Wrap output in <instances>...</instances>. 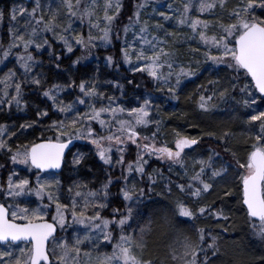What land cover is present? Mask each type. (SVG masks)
I'll use <instances>...</instances> for the list:
<instances>
[{
	"label": "snow or ice",
	"instance_id": "1",
	"mask_svg": "<svg viewBox=\"0 0 264 264\" xmlns=\"http://www.w3.org/2000/svg\"><path fill=\"white\" fill-rule=\"evenodd\" d=\"M154 2L155 0H139V3H134L135 10L128 17V23L122 29L124 33V47L120 49L122 59L133 72L147 73L153 82H160L162 85L168 86L167 91L172 98H176V89L180 87L183 78L197 75L198 68L177 65L176 52L169 45L168 38L178 37L179 34L166 31L165 24L160 21L169 24L174 22L177 28L187 27L190 29L192 34L185 39L197 41L209 49L204 53L207 61H211L213 65H223L226 69L237 73L234 78L235 82L231 84L233 91L239 89L242 95L248 97L253 94L249 92L250 85L241 86L239 83V73L243 70L244 78L251 77L252 85L264 100V18L255 14L257 9L264 11V0H238L232 9L227 8V0H184L182 6L175 9L176 15L165 11L157 12L154 7L153 13L159 17V20L151 25L147 20L141 22L142 10ZM82 4L84 5L83 9H81ZM163 6L160 5V7ZM98 7L100 5L97 0H91V4L88 3V0H59L58 8L52 9L50 5L48 6L47 11L50 12V15L45 19V15L42 13L46 9L42 0H34V7L30 11L23 6L14 5L10 11L9 43L0 55V63L13 54V49L22 47L25 54L16 55L15 58L24 70L25 78L17 79L13 84L16 72L12 69L0 77V84L4 85L0 103L4 102V98H8L6 102L9 106L15 104L20 109L23 104V86H42V80L39 77L28 79V75L33 71V65L37 63L29 48L34 45L35 49L39 51L47 46L50 56L54 55L52 45L45 34L51 33L52 38L62 42L69 53L73 51V41L85 50L97 47L96 41H100L104 45L111 44L113 27L123 7L122 0H104L102 17L95 12ZM167 7L172 9L173 5L168 4ZM218 8L221 13H226L228 20L234 22L223 23L222 19L210 21L200 19L199 16L193 18L191 15V10L195 9L197 13L216 16ZM61 9L65 10L63 15L66 22L60 21ZM93 17L95 18L93 19ZM2 18L3 14L0 13V19ZM21 18L24 19L23 25L19 24ZM77 20L81 27L87 23L89 33L86 38L79 32H76L75 35L72 34L75 31L74 22ZM101 21L104 24L102 28L100 27ZM11 22H15V26ZM93 29L98 30L102 35H93ZM212 29L215 31L209 35V31ZM158 32H164V36H158ZM129 33L132 34V41L127 40ZM116 38L120 39L119 34ZM137 43L139 47L136 46ZM0 48H3L2 44H0ZM212 49H215L219 55H212ZM192 51H198V49ZM133 56L135 61L132 59ZM82 58L73 61V64L78 63ZM55 59L59 61L60 57L56 56ZM106 59L109 64L114 63L113 57L108 56ZM136 63L141 66L135 67ZM56 67L59 68V63L56 64ZM207 70L219 71V68ZM173 77L175 78L174 84L171 83ZM219 84V80L209 81V85L213 86L214 90L212 95H201L198 105L201 110L210 111L214 107L212 101L217 95L215 86ZM74 86V82L68 85V87ZM9 87H14V94L9 93ZM79 89L84 97L104 98V94L97 92L94 85L90 87L88 82L81 81ZM62 90L60 85L54 84L42 93L52 101L53 108L58 112L65 114L76 112L70 124H66L64 121H53L48 126L49 130L56 131L54 139L49 138L45 142H33L30 145H18L13 152L12 147L2 137L5 135L14 137L16 133L9 131L6 125L0 124V150H6L11 154L10 160L13 165L21 164L28 166L29 169L35 168L39 171L58 169L65 156V149L71 150L70 145L73 140L95 137L90 142L96 146L97 155L105 165L112 164L110 153L114 142L116 150L120 154V159L116 163L122 166L124 164V145L131 142L137 146L138 153L136 161L128 164V173L135 172L143 176L145 165L148 163L145 159V154H147L148 156L155 155L158 160L168 164L169 173L173 171L174 166L179 165L181 169H184V175H188V166L184 159L185 150L191 151L194 146H198L200 143L198 138H188L176 133L175 149L167 144L156 147L154 143L150 145L138 142L137 126L155 123L159 128L161 123L151 120L149 109L152 107V103L150 99H144L139 107L125 109L120 106L112 107L114 97H107L109 106L97 108L94 104H89V111L80 113L76 110V103L84 105L86 104L85 99L78 97L76 102L65 104L58 99V94ZM158 91H163V87ZM218 94L221 100L229 95L227 89L219 91ZM255 104V100L245 99L243 101L245 108H252ZM125 111L128 112L129 117L134 119V123L133 120L118 118V114ZM104 113L109 114L110 121L119 125L115 132L110 127V121L101 118ZM47 115V111H37V116L46 117ZM91 121H97L102 129L108 130L109 134L97 136L90 126ZM253 122L259 123V131L255 136L256 144L248 153L247 162L240 164L237 161V164L240 169H244L240 181L242 203L247 209L249 227L257 238L264 240V111L250 115L248 123ZM35 123L36 121L22 124L20 130L32 128ZM78 123L80 128H77ZM85 127L87 128L86 132L82 130ZM155 135L154 133L153 140ZM209 135L212 134L209 133ZM227 136L228 133H225L220 139H226ZM143 139L144 141L149 140L148 137ZM105 141L108 142V147L103 146ZM208 152L209 155L206 158L201 157L193 160L194 174L188 177V183L176 185L181 193H187L190 197L199 199L212 189L215 180L227 175V170L231 165L223 161V158L215 150L208 149ZM83 159V153L74 154L73 164L79 165ZM217 161H221L219 166H217ZM197 166L198 171L195 170ZM39 171L35 188L30 185L28 179L14 182L16 173L8 176L6 187L0 185V195H3L5 199L18 201L21 198L34 195L37 200L41 201L36 207H31V201L27 199L24 200L25 206L23 207L18 202L7 205L0 203V248L4 249L0 250V264H154L153 260L145 259L143 255L146 249L145 236L148 228L141 227L138 234L134 231H125L132 227L129 221L136 215L132 207H127L126 214L114 210L111 220L102 217L101 210L108 206L102 201L108 199L111 178L102 185L99 191L84 192L82 189L87 185L74 182L67 190V199L71 201L69 205L60 202L62 198V193L58 195L60 182L58 180L54 183L40 182ZM158 174L162 179L164 178L163 173ZM124 179L127 181L128 177L125 176ZM148 179L153 184L155 183L152 175H149ZM171 183L173 182L169 178V184ZM149 191H151V186ZM120 193L125 201H135L145 196L144 189L137 190L135 185L129 187L127 183L120 189ZM45 196L50 203L56 206V214L52 216V223L45 219V215L50 211V205L42 203ZM90 209L94 214H88ZM177 209L182 217L195 218L197 215H210L217 222L229 219L224 215L223 209L213 210V205L201 206L193 211L181 200L177 202ZM69 212L71 220L67 219ZM117 215L119 219L116 218ZM57 225L60 232L76 228L71 242L66 237L57 234ZM110 226L112 229L119 228L121 233L118 241L112 244L110 254L98 253L93 257L91 251L83 250L87 245L98 250L105 242H111L114 236ZM196 231L198 235L195 240L185 236L182 240L176 241L175 246H170L169 255L173 264H212V260L219 255L218 237L212 234L213 229L199 228ZM81 232L84 234L80 235ZM21 244L24 246L21 247ZM16 249L19 254L16 253Z\"/></svg>",
	"mask_w": 264,
	"mask_h": 264
},
{
	"label": "trees",
	"instance_id": "2",
	"mask_svg": "<svg viewBox=\"0 0 264 264\" xmlns=\"http://www.w3.org/2000/svg\"><path fill=\"white\" fill-rule=\"evenodd\" d=\"M13 1L0 0L1 13L3 14V23L0 29V44L2 45L9 41V35L6 31L10 21ZM137 2L139 0H123L126 15H131L133 4ZM257 12L259 16H264V11L259 9ZM49 42L52 45V51H54L52 56H50L47 46L39 51L29 48L39 65L36 77L42 80V86H23V104L20 109L15 104L9 106L7 102L0 103V124L7 125L12 122L20 125L36 121L34 127L26 128L19 137L14 136L15 139L26 145L40 140H48L49 138L54 139L56 135L54 131L47 128L53 121L58 120L60 114L52 108L50 100L42 95L45 89L50 88L54 83L71 85L74 82V87H68L69 94H71L69 96L72 97V95L78 94L77 86L79 87L85 75L97 74V76L102 77L103 74H100L102 72L101 67L99 65L95 67L93 62L73 64V61H76L82 55L79 49L74 48L69 53L65 51L60 43ZM116 45L118 44L116 43ZM109 51L110 49H99L96 53L99 56L100 54H107ZM16 52H21V50ZM110 55L114 58L117 56L115 53ZM56 56L60 57L59 61L55 59ZM57 63H59V68L56 67ZM218 68L219 71H201L191 80L186 81L176 91V98H173L174 102H172L170 94H160L165 91V88H163V91H158L163 87L162 85L154 83L142 72L128 73L122 66L119 67V73L106 72L110 80L119 84L117 87L111 85L109 87L112 91V97H115L123 108H130L137 95L152 93L155 96L163 95L158 103L157 110L161 122L155 136L157 141L158 135H160L167 146L175 149L176 133L188 138H198L199 145L194 146L191 151H186L185 157L187 160L189 156L196 154L206 157L204 146H207V148H220L218 150L227 159L229 158L232 164L227 171V175L215 180L212 189L199 199L190 197L187 193H181L177 189V184H187L188 182L177 172L175 166L173 171L169 173L167 169H161L159 165H145L144 175L137 174L140 182L147 178L149 183L148 189H144L145 196L139 199L140 202L136 211L144 217L143 220H140L139 225L148 228L145 236L144 258L153 260L154 264H173L169 255L170 246H175V242L182 240L185 236L195 240L198 235L196 230L199 228H211L213 229L212 234L218 237L219 255L212 260V264H264V240L257 238L249 227V218L242 204L241 176H238L239 168L237 166V161L239 163L245 161L252 147L251 143L254 141L253 134L247 131V126H249L247 116L250 114L245 111L246 108L242 103L244 95L239 92V89L233 91L231 88L237 73L226 69L224 66ZM20 69L22 70L21 67ZM41 73L44 76L41 75L42 77H40ZM239 77L241 86L250 85L251 90L255 92L249 77L244 78L243 70L240 71ZM216 80H219L220 84L215 86L217 95L212 101L214 107L210 111H203L198 106L200 97L201 95H212L214 89L213 86L209 85V81ZM1 87L2 84H0ZM225 89L228 90L229 95L221 100L218 93ZM253 95L257 99L259 107L264 109V100L261 99V96L256 92ZM38 110L41 112L47 111L48 115L46 117L37 116ZM23 114L26 115L22 116ZM254 125L257 124L252 123L251 125L252 130L255 132ZM136 130L140 138L148 137L151 140L155 131L153 126H137ZM209 133L212 135L210 136ZM225 133H228L227 138L220 139ZM12 139L10 138L8 142L11 143ZM77 145L76 143L74 147ZM225 149H228V151H225ZM127 150L125 161L134 163L137 159L135 147L129 145ZM72 152L73 149L67 154L62 170L58 174L62 190L65 189V185L67 186V181H71L73 177L78 178L80 183L86 184L91 191L97 190L99 186L101 188L111 178L112 183L109 185V196L106 200L108 206L103 210V213L111 219L114 210H119L122 213L124 200L119 195V187H121L124 178L120 180L117 174L108 173L103 163L95 155L89 154L90 152H87L88 157L77 165L76 172H71L67 158ZM10 155V153L0 150L1 183L4 182L5 173L10 167ZM2 170L5 172H2ZM30 170V176L33 173H38L33 169ZM158 173H163L164 178L162 179ZM149 175L153 176L154 184L151 181L149 182ZM169 178L173 183L169 184ZM150 186L151 191H149ZM181 200L193 211L201 206L213 205V210L223 209L224 215L228 216L229 219L217 222L210 215H197L195 218L182 217L177 209V202ZM116 218L119 219V216L117 215ZM110 230H113L114 236L112 243H116L121 234L120 230L119 228L112 229V226H110ZM57 234H60L59 229Z\"/></svg>",
	"mask_w": 264,
	"mask_h": 264
},
{
	"label": "rangeland",
	"instance_id": "3",
	"mask_svg": "<svg viewBox=\"0 0 264 264\" xmlns=\"http://www.w3.org/2000/svg\"><path fill=\"white\" fill-rule=\"evenodd\" d=\"M13 2H14L13 6L14 5L23 6V7L27 8L29 11L32 9V7H34V0H31L28 3H26V2H24L22 0H14ZM97 2L100 5V7L96 8L95 12H96L97 15L102 17L103 16V2H104V0H97ZM183 2H184V0H155L154 3H150L148 7H146L144 10H142L141 22H143L144 20H147L149 22V24L151 25L154 22L159 20V17L155 13H153V8L154 7L156 8L157 12L165 11V12H171L172 15H176L175 9L180 8L182 6ZM42 3L45 5V9H46V11L44 13H42V14L45 15V19H47L48 15H50V12L47 11V8H48L49 5L51 6L52 9H56V8L59 7V0H42ZM88 3L91 4V0H88ZM122 3H123V0H122ZM137 3H139V2H137ZM237 3H238V0H227V8L228 9H232L233 7L236 6ZM168 4H172L173 8L172 9H168V7H167ZM160 5H164V6L160 7ZM83 7H84V5L82 4L81 5V9H83ZM132 10L133 11H132L131 15L133 14V12L135 10L134 7H133ZM258 10L259 9H257V11ZM64 11H65L64 9H61V17H60V21L61 22H66L65 21V17L63 15ZM257 11H256L255 14L257 16H259ZM0 13H1V8H0ZM216 13H217L216 16H212V15H209L207 13H205V14L197 13L195 11V9L191 10V15L193 16V18L199 16L200 19H205V20H210V21H214L216 19H222L223 23L234 22V21L228 20L227 16H226V13H221L219 8L216 10ZM131 15H126L125 12H124V7H122L121 14H120L118 20L115 22V25L113 27L112 43L111 44L104 45L102 42L96 41L97 47L85 50V49H82L80 46L76 45L75 42L73 41V49L77 48V49H79L82 52V55L80 57H83V58L79 60V62L81 64L93 62L95 67L97 65H99L101 67L102 72L100 74L103 73L102 77L99 76V75L97 76V74H94V75L87 74V75L84 76V79H82V81L88 82L90 87L94 85L97 92L104 94V98L101 99L100 97H92V98L84 97L83 94L80 92V89H79L78 86H77L78 94L77 95H72V97H70L69 95H71V94H69L70 90H69L67 84L65 85L63 83H60V84L59 83L58 84L54 83V84L60 85L62 87V89H63L58 94V99L59 100H62L65 104H69V103L76 102L78 97L85 99L86 104H84V105H81L78 102L76 103V110L78 112H80V113L88 112L89 111V104H94L97 108H100L101 106H105V107L109 106V100L107 99V97H112V91L110 90L109 86L111 85V86H116L117 87V86H119V84L118 83H114L112 80H110L108 78V73H106V72L107 71H112L113 73L114 72L115 73H119L118 72L119 71V67L122 66L123 68H125L126 71H128V73H130V72L134 73L132 71V69L129 67V65H127V64H125L123 62L122 54H121V51H120V49L122 47H124V44H123L124 33H123L122 29H123V26L128 23V17L131 16ZM260 17L264 18V16H260ZM94 18L95 17H93V19ZM160 22L165 24L166 31L177 32L179 34L178 37H169L168 38L169 45L172 46L174 48L175 52H176L177 65H182V66H184L186 68L187 67H191L193 69H197L198 68L197 74L200 73L201 71H205V70H207L209 68L216 69V68H218L220 66H223V65H220V66L213 65L211 61H207L206 60V57H205L204 53L208 52L209 49L206 48L203 44L198 43L197 41H189V40L185 39V37L190 36L192 34L190 29H188L187 27L177 28L175 26L174 22H172L171 24H169L168 22H164V21H160ZM2 23H3V18L0 19V29L2 27ZM11 23L13 24V26H15V22H11ZM23 23H24V19L23 18L19 19V24L23 25ZM9 25H10V21L8 22V28H9ZM100 27L101 28L104 27V24H103L102 21H101ZM8 28H7L6 32H8ZM74 28H75V31L72 33L73 35H75L76 32H79L85 38L87 37V35L89 33V28H88L87 23H85V25L83 27H81L79 21L77 20V21L74 22ZM214 31H215V29H212V30L209 31L208 34L212 35ZM92 34L95 35V36L102 35V33L99 32L96 29L92 30ZM117 34H119L120 39L116 38ZM157 35L160 36V37H163L164 36V32H158ZM45 36L49 39V41H54V42L60 43L63 46L62 42H60L58 40H54L52 38V34L51 33H47V34H45ZM132 39H133L132 34L129 33L127 35V40L128 41H132ZM8 40H9V37H8ZM0 42H1V35H0ZM8 43H9V41H8ZM8 43H5L3 45V48H0L1 49L0 50V55H2L4 48H7ZM116 43L118 45H116ZM136 46L139 47L138 43H137ZM30 48H34L35 49L34 45L30 46ZM42 49H44V48H42ZM42 49H40V50H42ZM99 49H103V50L110 49L109 53L110 54H114L115 53V55H117V56H115V58H114V56L110 55L109 53L100 54L98 56L97 55L98 53H96V52ZM194 49H198V51H192ZM20 50H21V52H16V51H20ZM65 51H66V49H65ZM23 54H25V53L23 52L22 47L17 48V49H13V54L10 55L3 63H0V74H1L0 77H3V75L9 69H12L13 71L16 72V77L13 78V84L15 83V81L17 79L23 80L25 78L24 77V70L20 69V66L17 63L16 58H15L16 55H23ZM211 54L212 55H219V53L217 51H215V49L211 50ZM108 56L113 57V60H114L113 64H109L107 62L106 58ZM132 59H133V61H135V57L134 56L132 57ZM197 62H199V65H197ZM140 66L141 65L139 63L135 64V67H137V68H139ZM38 68H39L38 63L33 65V71L28 75V79L29 80H31L32 77H36V72L39 71ZM2 69H5V70H2ZM177 70H178V68H177ZM164 71L166 72L167 69L165 68ZM41 72H42V70H41ZM144 74L147 75V73H144ZM41 75L44 76L43 73H41L39 76L42 77ZM193 77L194 76L183 78L182 81H181L180 87L177 88L176 91L178 89H180L181 86H183V84L186 81L191 80ZM154 83H158V84L162 85L160 82H154ZM171 83H173V84L175 83V78L174 77L172 78ZM162 86H163V88H165V91L161 92L160 94L166 95L168 93V91H167V87L168 86H164V85H162ZM252 87H253V85H252ZM3 88H4V85L2 84V87L0 88V97H3V91H2ZM8 91H9V93H13L14 94V87H9ZM249 92L255 93L256 90H255V92H253L251 90V88L249 87ZM163 95L155 96L154 93H152V94H141L140 96L137 95L136 98L132 101V104H131L130 108H125V109H131V108L139 107L140 104L143 103L144 99H150V101L152 103V107L149 109L151 120L152 121H160V118L158 116V111L157 110H158V103H159V101L161 99V96H163ZM168 97L171 98L170 96H168ZM7 99L8 98H4V102L5 103H6ZM245 99H250V100H255L256 101V104L253 105L252 108H246L245 109V111H247L248 114L254 115V114H258L259 111H264V109H261L259 107V104L257 103V99H255L253 94L251 95V97H248L247 95H244V100ZM171 100H172V102H174L173 98H171ZM243 101H242V103H243ZM50 102L52 104L51 100H50ZM111 106L112 107H116V106L123 107L122 104L117 102L115 97H114V100L112 101ZM52 108H53V106H52ZM53 109L56 112H58L55 108H53ZM59 114H60V117L58 118V120H55V121H64L66 124H70L71 119L76 115V112H72L70 114H65V113H60L59 112ZM25 115L26 114H23L22 116H25ZM250 115H248L247 117L249 118ZM101 118L104 119L105 121H110L109 114H107V113L102 114ZM118 118L121 119V120H133V123H134V119L129 117L127 111H125L124 113L118 114ZM247 122H248V119H247ZM253 123L257 124L256 126L254 125L255 132L252 130L253 129V127L251 126L252 123L251 124L248 123L249 126H247V131H249L250 134H253V140H254L251 143L252 147L249 150V152L253 149V146L256 144L255 136H256V134L259 131V123L258 122H253ZM7 125L6 126H7L9 131L16 133V135H15L16 137H19V135H22V133L25 131V129L20 130V125H22V124L16 125L15 123L11 122V123H9ZM90 126L92 127L94 132L97 134V136H99V135L107 136L109 134L108 130L107 129H102L101 125L97 121H91ZM148 126H153V128L155 129L154 133L156 134V132L158 130L157 125L155 123H149L147 126H142V127H148ZM80 127L81 126L78 123L77 124V128H80ZM110 127H111L112 131L115 132V130L119 127V125L116 124L114 121H110ZM82 130L86 132L87 128L85 127ZM51 131H54L56 133L55 130H51ZM158 136H159L158 141L156 140V138L154 140L153 139L151 140L149 138V140L144 141L143 138L139 137L138 138V142L141 143V144L148 143L150 145L154 143L156 147H160V146L165 145L166 143L163 140V138H161L160 135H158ZM2 138L5 139L7 142L10 140V138H13L11 143L8 142L10 147H12L13 152L16 150L18 145H26L25 143L19 142L14 137H9V136L5 135ZM92 138H95V137H91V138H88V139H75V145H76V143L78 145L76 147H73V152L67 158V163H69L68 165H69V168H71L70 169L71 172H76V167H77V165L73 164L74 154L83 153L84 154V159L87 158L89 154H93V155L96 156V158L98 160H100L99 156L97 155L96 146L93 145L90 142V140ZM65 139H67V138L65 137ZM129 145H132V146L135 147V154L137 156V153H138L137 146L135 144H132L131 142H128L126 145H124V147H125L124 164L122 166L116 163V161H118L120 159V154L117 152L114 142H113V146H112L111 153H110L111 158H112V164L111 165H105L103 163V161L100 160L103 163V165L105 166V169H106V171L108 173L117 174L118 175L117 177L120 180H122V178H124L125 176L128 177L127 181H125V179H124L121 187H119V195H120V197L122 199H123V196L120 193V189L125 186V183H127V185L129 187H131L132 185H135V188L137 190H139V189H146L147 190L148 186H149V183L147 182V178L143 179V181L140 182L138 180L137 173H135V172L128 173V171H127L128 164L131 162V161H128V162L125 161L127 153H128L127 149H129ZM103 146L104 147H108L109 146L108 142L105 141ZM204 148L206 149L205 150L206 157L209 155L208 149H213V150H215L216 152L219 153V155L223 158V161H226L228 164H230L232 166V164L230 163L229 158L227 159L225 157V155L222 154L218 150L220 148H218V149H217V147L207 148V146H204ZM3 151H6V150H3ZM186 151H187V149L185 150V155H186ZM87 152H90V153L87 154ZM185 155H184V159H185V162H186V164L188 166L187 167L188 175L187 176L184 175V169H181L179 167V165H176L175 169L188 182V177H190L191 175L194 174V169L192 167L193 160L200 159L202 156L199 155V154L191 155V156H189V159L187 160ZM206 157H204V158H206ZM247 157H248V154L246 156L245 161L244 162H240V164H245L247 162ZM145 159H147V161H148L147 166H150V165L152 166V165L156 164V165H159L161 169H167L168 170V164L164 163L163 161L158 160L155 155L148 156L147 154H145ZM220 163H221V161H217V166H219ZM238 168H239V166H238ZM195 170L198 171V166H197V168ZM228 170H229V168H228ZM3 171L4 170H2V172ZM12 173H16V175L14 176V182H18L20 179H28L29 182H30V185L33 188L36 187L37 180H38L37 174L33 173L32 176H30L31 170L29 169L28 166L21 165V164L13 165L12 161H10V167L7 169V171L5 173L6 177H5V180H4L3 183H1V177H0V185L6 187L8 176L10 174H12ZM243 173H244V169H240L239 168L238 169V176L239 175L241 176ZM58 176H59L58 174H54V173H51V172H44V173H40L39 172V181L42 182V183L43 182L54 183L55 181L58 180L60 182V178ZM78 180H79L78 178L73 177V179H71V181H69V182L67 181V186L65 185V189H63V190H62V188L60 186V189L58 191V195L62 193V198L60 200L61 203H67V204L70 205L71 201L69 199H67L68 194H66V193L68 192L67 191L68 188L70 186H72L74 182H79ZM100 189L101 188L99 186L98 189L95 190V191H99ZM53 191H56V189H53ZM82 191L88 192V191H91V190H89L86 187V188L82 189ZM0 198H1V201L3 203H5L6 205L14 203V202H18V203H20V205L22 207L25 206V204H24V200L25 199L31 201V207H36L38 204L41 203V201L37 200V198L34 195H32L30 197H27V198H21L18 201H12L10 199H5V197L3 195H0ZM102 202L107 203L106 201H102ZM139 202H140L139 199L135 200V201H125L124 200V209H123L122 213L126 214L127 207L130 206V207L133 208L134 213L136 214V215H134L133 219L129 221V223L132 225V227L127 228L125 230L126 232H133L134 231L135 233L138 234L140 228L142 227L139 224H140V220H143L144 217L142 216V214H139V212L136 211V208H137V205H138ZM42 203L45 204V205H50V211L47 212V214L45 215V218L48 217V219L52 220V216L56 214V206H55V204L50 203L46 196L43 199ZM103 210H101L102 217L111 220V218H109L108 216H106L103 213ZM88 214L92 215L94 213L90 209ZM67 219L71 220L70 212L67 215ZM136 220H137V223H136ZM57 227L59 229L58 225H57ZM77 227H79V226H77ZM75 232H76V228L73 227V228H69L66 232H60L59 235L61 237H66L69 240V242H71L73 240V236H74ZM83 234H84L83 232L80 233V235H83ZM112 244H114V243H112V241L111 242H105L104 245H102L98 250L92 249L91 245H87V246H84L83 250L84 251H91L93 257H95L98 253H108V254H110L112 252ZM20 246L23 247L24 245L21 244ZM0 250H4V249L0 248ZM15 251H16L17 254H19L18 253V249H16Z\"/></svg>",
	"mask_w": 264,
	"mask_h": 264
},
{
	"label": "water",
	"instance_id": "4",
	"mask_svg": "<svg viewBox=\"0 0 264 264\" xmlns=\"http://www.w3.org/2000/svg\"><path fill=\"white\" fill-rule=\"evenodd\" d=\"M23 1H25V2H30L31 0H23ZM250 79H251V77H249ZM254 86V85H253ZM258 92V91H257ZM259 93V92H258ZM260 94V93H259ZM261 95V94H260ZM45 141H47V140H40V141H37V142H35V143H40V142H45ZM73 146H74V140L72 141V144L70 145V149H72L73 148ZM69 153V150L68 149H65V156H64V158H63V160L61 161V167L60 168H58V169H45V170H43V171H40V172H53V173H55V174H58V173H60V171L62 170V167H63V163H64V160H65V158H66V156H67V154ZM33 169H35V168H33ZM35 170H37V169H35ZM39 171V170H38ZM241 190H242V184H241ZM242 200H243V195H242ZM0 203H2V201H1V199H0ZM243 204V203H242ZM244 206V205H243ZM245 207V209H246V206H244ZM246 211H247V209H246ZM47 220V222H49V223H52L53 221H51V220H48V219H46ZM57 229H58V227H57Z\"/></svg>",
	"mask_w": 264,
	"mask_h": 264
}]
</instances>
